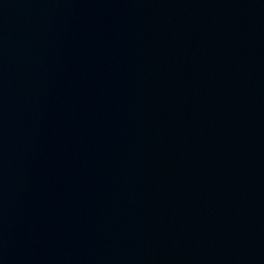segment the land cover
Instances as JSON below:
<instances>
[{
	"label": "water",
	"instance_id": "water-1",
	"mask_svg": "<svg viewBox=\"0 0 264 264\" xmlns=\"http://www.w3.org/2000/svg\"><path fill=\"white\" fill-rule=\"evenodd\" d=\"M15 264H264V0H190Z\"/></svg>",
	"mask_w": 264,
	"mask_h": 264
}]
</instances>
